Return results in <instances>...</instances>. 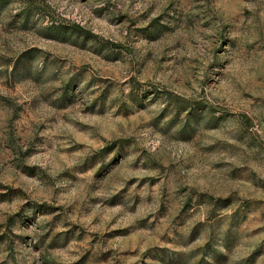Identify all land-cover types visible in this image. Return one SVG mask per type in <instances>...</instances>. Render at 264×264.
Instances as JSON below:
<instances>
[{"label": "rangeland", "instance_id": "374dc122", "mask_svg": "<svg viewBox=\"0 0 264 264\" xmlns=\"http://www.w3.org/2000/svg\"><path fill=\"white\" fill-rule=\"evenodd\" d=\"M0 264H264V0H0Z\"/></svg>", "mask_w": 264, "mask_h": 264}]
</instances>
